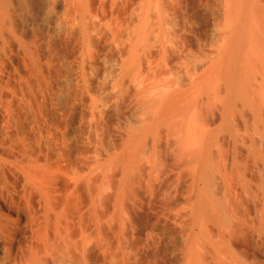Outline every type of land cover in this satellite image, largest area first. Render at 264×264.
<instances>
[{"label": "rangeland", "instance_id": "374dc122", "mask_svg": "<svg viewBox=\"0 0 264 264\" xmlns=\"http://www.w3.org/2000/svg\"><path fill=\"white\" fill-rule=\"evenodd\" d=\"M58 1L60 0H43V2L41 1V6L43 8H41V14H40L39 21L43 20V22L41 21L40 23H38L36 28L35 27L33 28V26H30L32 24H30L29 21H27L26 23L25 19H22L23 23L22 21L20 22V24H23L24 26L23 28V26L21 25L23 29L29 28V26L32 27L34 31V36L38 37L36 38L38 44L36 45V47H34L35 50L33 49L34 51H36L35 53L37 54L36 57H37L38 64L32 60L31 56L28 53H25L26 51L25 49H23L24 47L22 46L20 51H21V54L22 55L24 54V55L23 57L22 55L20 56L21 57L20 65H21L23 74L25 75V76L23 75L24 79L21 80V84H23L22 85L23 91L22 90L18 91V89L15 90L14 88L13 89L11 88L9 90V91H12L13 94H17L18 92H20L22 95L20 93L17 94L16 95L17 100L14 103L12 101H11L12 103L10 101H9L10 103L4 101L3 104H0V112L2 111L0 115H4L5 113H7L6 115H4V117L6 116L5 118L2 117L4 121L7 120L6 123L3 121L5 123L4 125L6 126L5 128L7 130V133L10 134V132L13 133V131L17 130L18 124L14 123L13 117L11 115H16V117L18 115V121L20 120L19 123L22 122L21 124L24 125L25 130H26V137L23 139L22 137H19L17 135L18 139L21 140L22 138L24 141L25 140L28 141L27 143L30 146H31L30 143L32 142L33 148L38 149L39 147L40 149L43 147L41 143L43 142V140H41L42 138L40 137V134H39L40 131L36 130L38 129L36 125V120H39L41 121V123L42 122L44 123L43 126L46 127L47 132L49 130V132L47 133V137H49L48 140L49 139L51 140L49 142L54 152L55 167H54L53 176L55 175L54 180L56 179L57 180L54 183H57V184H54L48 196H44L42 198H39L38 196L39 199H36L38 200V202L34 200L35 198L32 196V195H35L36 197L38 195V194L36 195L37 193L36 191H38L39 193V186H38L37 181L27 178L24 171L20 170L14 165L9 164L10 169L12 168L10 170L11 175L13 174L12 177L15 178V180L17 179L18 181L19 179L21 180L20 181L21 186L18 189L19 192L18 190H14V193L15 194L17 193L18 195L20 194V197L22 195V199L23 201L25 200V206L27 208L26 209L27 216H28L27 220L29 222L27 221L28 224L26 222L27 227L24 226L25 229H24V238H23L24 239L23 240L24 241L23 252L25 254L26 252L28 253V251L34 252V253H36V250L39 251V249H37L38 246L35 243L36 242L35 240L37 237L36 235L38 233H37V229L36 228L34 229V227L37 226V223L42 222L45 224L47 231L50 230L48 232L49 236L51 233H53V235L51 234V236L48 237V244H45L44 247L41 248L40 252L42 254L46 252L44 256L46 255V258H47V255H48V258L51 257L53 259V260L51 259L52 262H55L53 264H72V263L73 264L74 263L75 264H78V263L79 264H121V263L122 264H184L185 254H184V251L183 253L181 251V249L183 250L184 246L183 245L180 246V245L185 244L186 241H188L190 237L192 236L191 234L194 231H199L201 228L200 224L198 222L197 223L195 222L196 220L193 217V214H194L193 212H194V209L196 210L195 206H196V202L198 201L197 199L199 195L198 192H200V187H201L202 182H200V180H197L195 170H194L195 173H193L192 168L194 166H191V164L188 161H186L187 160L186 158L178 155L182 151H185L187 147L181 144L182 143L181 140H183L184 138L182 139V137L180 138L177 137V135H179L178 132L175 133L171 131L169 127H167L168 125L164 124L161 127H159V131L157 133L153 130L145 133V126L151 123L156 118V117L153 118V116L155 115L157 116V114H159L157 113L159 112L157 110H159L158 108L160 106L162 109V105L164 104L166 98H167L166 100L170 98L176 100L178 98L177 101L180 102L179 103L180 106L182 107L184 105L182 109H184V107L186 106L185 107L186 112L188 111L187 109H192L191 111L190 110L188 111L189 114L188 112L187 113L185 112V114L184 112L183 114H181L182 112H179L180 114L176 113L179 115L173 116L175 122H172V123L175 125L177 122V124L175 125L177 128L181 127L184 124L185 125L187 124V122L190 120L188 119L190 118L188 116L192 115L193 110H195L193 112V115H197L196 114L197 106L199 108L197 109L199 110L198 114H200V116L197 115V118L199 117L198 118L199 125H201L200 121L204 122L203 124L208 125V123L212 121L214 117L216 118L215 115L217 114H218L217 117L224 116L222 114L223 111L220 106V103L219 102L215 103L216 101L213 99L212 97L213 95L211 92H208L207 90L197 91L196 88H195L196 90H194V86H195L194 84H198L196 81L199 82L200 80H202L198 76L203 74L204 76L201 75L200 77L203 79L204 77L206 78V75L208 76L209 75L208 73H210L209 70H211V67L214 66L213 61L215 58L212 57V53L210 52H212L213 50H216L214 51L213 56L215 53L218 54V50L217 48H215L213 44L212 45L214 46L215 49L210 48L211 46L210 44L212 43L214 37L210 36L211 35L210 32H209L210 35L208 33L209 28H210L209 15H210V11L212 10V6L210 7L211 3H207V2H211V0L210 1L208 0L207 1L205 0H187V1L184 0V2L183 0H171V1L169 0H152V1L148 0L147 1L146 0V4L144 0L142 1L141 0H138V1L137 0H119V1L118 0L117 1L116 0L114 1L113 0H94V1L88 0L86 1L88 5H86L85 3V7H86L85 10L83 8L81 9L77 5V2L79 3V1L77 0H71V1L61 0L63 2V7L60 10H57L55 3L57 4ZM149 1H151V5L148 3ZM196 1H199V2L201 1V2L199 3ZM193 2L196 4V6L194 5ZM89 3L91 6L89 5ZM171 3L173 4L172 6H171ZM202 4L204 5L203 7H202ZM131 5H134V6H131ZM208 5L209 7L205 8ZM44 6L45 8L46 7L47 8L45 9ZM148 6H151V7H148ZM169 6L173 7L174 9L170 8ZM128 8L130 10H128ZM73 9L77 11H73ZM167 9L169 10V13H167L168 12ZM91 10H94V11L91 12ZM161 10L163 13L161 12ZM183 10H184V13H183ZM67 11H68L67 13L68 15L66 14ZM78 11L80 13H78ZM179 11L183 14H181ZM144 12L145 14H143ZM146 12H147V15H146ZM148 12L150 15L148 14ZM140 13L142 16L140 15ZM27 14L29 15V13ZM78 14L82 16L83 18L82 17L80 18ZM26 15L23 14V16L27 18L28 15L27 16ZM171 15H173V17ZM163 17L165 18V20L168 19L167 20L168 22H165L163 20ZM192 20L195 22H193ZM161 21L162 22L164 21L167 26L163 23L161 24ZM171 21L173 24L171 23ZM145 22H148V23L146 24ZM139 23L140 25L145 24L146 27H148L147 28L148 33H149L148 35L149 37H152V39L150 38L151 40L149 39V37H147L146 40H143V41L140 39L141 26L139 25ZM78 27H80L81 29ZM150 28L152 32L149 31ZM160 28H163V30ZM165 29H167V32L165 31ZM170 29L175 30V31H172V30L170 31ZM158 30L162 32L165 31L164 32L165 34L160 33V31L158 32ZM203 31L204 32L206 31V32L204 33ZM40 32L42 34H40ZM37 33H38V36L35 35ZM166 34L169 36H166ZM203 34L205 35V38ZM117 36L119 37L117 38ZM154 37H156L157 39ZM152 40L154 41L152 42ZM194 41H196V43ZM175 44L176 45L178 44L177 46L179 47H177ZM125 47H129V48H125ZM133 48H134V51H133ZM193 48H194V51H193ZM157 49L158 51H155ZM207 52H209L210 54ZM206 54H209V55H206ZM171 55L174 58H172ZM209 56H211L213 59H211L210 57L211 60H209L208 59ZM132 57L135 61V65L136 64L137 65L134 66L135 68L133 70H128V66L130 63L128 62V60H130ZM23 59L25 62L23 61ZM123 60L125 61L123 62ZM208 60L210 61L209 63L207 62ZM205 62H206V65L203 64ZM197 65H199V67H202V68L205 67L204 68L205 70L200 69L198 67V70H199L198 72V70H196ZM118 66L120 67V70ZM4 67L5 66H2L1 67L2 71L0 70V75L3 74L1 75V77L5 76L4 78H8V79L11 78V80H13V78L10 77L9 75L11 74V72H7V70ZM98 67L100 69H97ZM104 68L105 69L107 68V69L105 70ZM180 72L181 74H179ZM195 72L198 74L194 76ZM99 73L101 75L100 78L97 77ZM184 73L186 76L184 75ZM186 78L188 80H186ZM112 79L115 81H111ZM174 80H176V82ZM192 81L194 82V84L189 83ZM114 83L116 85H114ZM166 84L169 89L165 87ZM190 84H193L194 86ZM26 85L27 86L30 85V86L27 87ZM189 85L192 88H190V90L188 91V89L186 90L185 87L188 88ZM176 86L177 87L182 86V87H178L179 89L178 90ZM133 87L134 89L136 88L137 89L133 90ZM115 88H117L118 90ZM138 89L141 91L142 94L140 93ZM192 89L197 92L194 93ZM13 90H15L17 93ZM152 90L155 91V93ZM182 90L187 91V92L183 93ZM133 91L134 93H132ZM175 91L176 92L178 91L177 96H179L180 92H181L180 96H182L183 94L187 96L183 95L184 97L182 98H180V96L176 97ZM110 92L112 93V96ZM148 92H149V95H148ZM168 92L169 93L171 92V94H169ZM146 93L148 96L146 95ZM157 93L160 96H158ZM192 93L194 97L190 96L192 95ZM205 93L207 96L205 95ZM143 94L145 95V97L143 96ZM164 94L166 95L165 97H163ZM197 94H199L198 97H197ZM201 94H202V97H201ZM136 95H138V97ZM150 95L152 97L155 96L156 98L155 97L152 98ZM168 95L170 98L168 97ZM208 95H210V97ZM189 97L191 98L189 99ZM192 98H193V102L191 101L192 103L191 105L193 107H195L194 105H196V109L190 106L189 104L190 103L189 100H192ZM161 99H164L163 100L164 102H162ZM181 99H182V102L180 101ZM198 99L200 100V102H198L199 101ZM204 99H206V101ZM26 100H28V102ZM154 100L155 101L157 100L156 103L154 102ZM194 100L195 102H197V104H195ZM212 100H214V102ZM184 101H187L186 103L189 106ZM151 103L152 104L154 103V105H152ZM7 104L9 107L7 106ZM139 105H141L142 108ZM3 106L4 107L6 106V107L4 108ZM9 108H10V111H9ZM219 113L222 115H220ZM182 115H185L184 116L185 119H183L184 117ZM30 116H32V118ZM239 116L238 115L236 116L237 122L238 124L241 123L240 125H242V122L240 120L242 118L240 116V119H238ZM23 117L24 119H22ZM26 117L27 118L29 117V119H27ZM141 117L144 120H142ZM186 117L188 118L186 119ZM44 120L47 121V123ZM132 120L134 122L136 121L137 124L133 123ZM183 121L185 122L183 123ZM28 123L29 125L26 126V124ZM179 123L181 124L180 126H178ZM202 125L201 127H203ZM209 125L208 127L204 126V129H206V131H208L210 127L213 130L211 132L210 131L208 132L212 134L214 132V134L216 135L219 134V136H216L218 142L216 143V140H215L214 146L216 147V149L214 147L213 152H214L215 157H213V160H214V165H215L214 168L218 171V172L216 171L214 172V173H218L217 175L214 174L215 175L214 177L217 176L215 178V181L217 182H215L214 184L217 187H214V188L220 189L221 191L215 190V192L219 191V193H217L218 196L223 192L219 196L220 198L221 197H223V199L226 198L224 196L229 197L227 200H225L226 203L227 201L229 202L226 204L228 206L230 205L232 206L236 202H238V200L236 199H239L238 203L241 204L240 199L242 196L241 194L242 192L240 193V187H237V185H239L238 180L234 176L233 177L234 182H233V178L231 177L233 176V174L229 175L230 174L229 171L231 168L230 165H232V162L230 161L231 160L233 161L234 156L236 155L240 157V159L242 158L243 160V161L241 160L242 163L244 164L246 163L245 167L247 168V172L252 175L257 174L256 172L258 171L257 170L258 168L257 166L254 167L256 163L249 156L248 157L241 156L239 152H235L234 150L233 152L232 151L233 143L229 139L230 136L221 130H217L219 129V127H217L216 125L215 126L217 127V129H215L216 127L211 125L210 123ZM167 128L168 130H166ZM31 130H34V131H31ZM129 130H132V132ZM142 130H144V133L141 136L135 138L137 134L140 135L142 133ZM169 132L170 134L172 133V135H175L176 137L173 138V136L170 135ZM161 133H163L164 136ZM9 134H7L6 136L8 137ZM222 134L226 136V139H221V138H225V136ZM50 135L52 136L50 137ZM177 138L180 139L179 140L180 142L176 141L178 140ZM172 139H175V141ZM151 140H152V143H150ZM226 140L227 141L229 140L228 143L231 142L232 144L229 143L227 145ZM29 141L31 142L29 143ZM34 141L36 142L34 143ZM173 141L176 143L173 144ZM219 141L220 142L223 141L222 144ZM180 144L182 146H180ZM183 144H186V143L183 142ZM138 145H141L142 148L136 153L135 158H134L133 173H132L133 177L131 176V179H129L128 182H124V179H123V168L125 167L124 161L126 160L127 155H130L133 152L134 147ZM55 146H56V149H55ZM179 147H182V148L185 147V148L183 150L181 149V152H180ZM211 147H213V145ZM170 148H172V150ZM176 148L179 150L178 151L179 153H176L175 151L177 150ZM224 149L225 151H223ZM154 150H156V154H157L156 156L153 155L155 154V152H152ZM216 153H222L224 157H221L222 156L221 154L216 155ZM229 155H230V158H232L231 156L234 155L233 159L229 160L230 159ZM170 156L171 158H169ZM217 157L219 159L220 157L225 160L228 159L226 161L227 163H225V161H223L222 159L221 161L218 160ZM151 158H152V161L155 159L154 163L150 161ZM116 160L118 161L119 165L117 164ZM217 160L218 162H216ZM141 161L142 162L145 161V162L142 163ZM184 161H186L187 163ZM220 162H221L220 164L221 166H218V163ZM155 163H156V166H154ZM158 163H161V164L158 165ZM224 163L225 165H223ZM222 165L224 167H222ZM218 169H222V172L224 173H226L227 171L226 169H229L227 171L228 175H226L227 173L225 174L226 176L229 177V179L228 177L223 175L224 173L221 174V171ZM251 170L252 171L254 170L256 174H254V172L252 173ZM153 171L155 172L153 173ZM140 174L141 175L143 174V175L141 176ZM222 175L224 176V178H226V180L223 178ZM23 177L24 179H22ZM132 178H135V179H132ZM149 179L151 181H149ZM222 179L225 180L224 182H227V180L229 181L227 183H224L222 182L223 181ZM22 182L25 185L26 184L27 185L25 186ZM221 182L225 185H221L222 184ZM229 182L230 184H232V182L233 184L237 183L236 185L232 186V188H235L234 190L232 188L230 189ZM228 185H229V188L227 187L228 188L227 189L225 186H228ZM236 187L238 190L236 189ZM128 188L130 189V191ZM226 190L227 191L230 190V192L232 191L233 194L231 193V196L228 195ZM235 190H237L236 192L241 194L239 197H238L239 195L238 193L235 194L236 193ZM24 194L26 195L24 196ZM27 194L29 195V197ZM232 195H234L235 198L237 196V198L232 199V197H234ZM122 197L123 199H121ZM245 197L247 196H244V199ZM51 199L54 200V203L56 204L57 208L55 207V205H51V204H54L53 202L51 203L52 201ZM223 199L222 201L225 203ZM231 199H232L231 201L232 203L229 201ZM234 200H236V202ZM39 203H40L39 206L41 207L37 206ZM61 203L63 205H61ZM28 204L32 206H29ZM11 206H13V204H11ZM14 207L16 208V205ZM35 207L36 209H33ZM232 207L234 208V206ZM232 207H229V210L233 212L234 209ZM240 207L246 210V206L243 205L242 207V204H241ZM43 208H45V210H43ZM244 209H242L241 211H243ZM51 212H53L54 215ZM64 215L66 216L65 218H64ZM34 218L36 219V221H34L35 220ZM80 218H82V220ZM31 220L32 222H30ZM50 222L52 225L50 224ZM53 224L55 225L53 226ZM27 228L30 231H28ZM55 228L57 231H55ZM187 231L189 232V234H186ZM90 233H91V236H90ZM56 235H58V237ZM235 235L236 234L232 235L234 239L236 238L235 241H242L241 238H238L240 236H235ZM181 236H183V238ZM31 238H35V239H31ZM185 238L187 239L189 238V239L187 240ZM72 241H73L72 245L71 243H68ZM25 242H27L28 244ZM65 244L66 245L68 244V245L66 246ZM30 245L32 247H30ZM179 246L181 248H179ZM43 248L45 249L43 250ZM66 249L67 251H69V253L66 252ZM181 253L184 255H181ZM179 257L180 258L183 257L181 261H178L180 260ZM124 260L125 262H123ZM69 261H71V263ZM232 262L230 261V263ZM234 264L236 263L234 262ZM262 264H264V262Z\"/></svg>", "mask_w": 264, "mask_h": 264}, {"label": "bare ground", "instance_id": "6f19581e", "mask_svg": "<svg viewBox=\"0 0 264 264\" xmlns=\"http://www.w3.org/2000/svg\"><path fill=\"white\" fill-rule=\"evenodd\" d=\"M41 1L43 2V0H0V70L2 69V66H5L4 68L7 70V72H11L10 77L13 78V80H11V78H4L5 76H2L3 74L0 75V104H3V102H15L17 100L16 95L19 94L20 92H16L15 90L18 89V91L22 90V85L21 84V80L24 79L23 77V71L21 69V65H20V59H21V47L23 46L25 49V53H28L32 60L35 61L38 64L37 61V57H36V51L34 47H36L37 40L36 36H34V31L32 29L38 25V23H40L41 21L43 22V20H40V14H41V8H43L41 6ZM69 1V0H68ZM71 1V0H70ZM79 1V3L77 2V5L82 9H86L85 7V3L88 0H77ZM94 1V0H93ZM114 1V0H113ZM117 1V0H116ZM119 1V0H118ZM138 1V0H137ZM142 1V0H141ZM145 4H146V0ZM148 1V0H147ZM152 1V0H151ZM151 1H149L148 3L151 5ZM171 1V0H169ZM168 1V2H169ZM187 1V0H186ZM207 1V0H205ZM204 1V2H205ZM210 1V0H208ZM45 2V1H44ZM48 2V1H47ZM54 2V1H53ZM56 2V1H55ZM76 2V1H75ZM154 2V1H153ZM162 2V1H161ZM165 2V1H164ZM174 2V1H173ZM184 2V0H183ZM182 2V3H183ZM199 2V1H196ZM201 2V1H200ZM199 2V3H200ZM50 3V2H49ZM114 3V2H113ZM135 3V1H134ZM137 3V2H136ZM156 3V2H155ZM163 3V2H162ZM186 3V2H185ZM189 3V2H188ZM194 3V2H193ZM198 3V4H199ZM206 3V2H205ZM207 3H211L210 7L212 6V12L210 10V28H209V35L213 36V41L210 44V48H217L218 50V54H214L213 50L212 52V57L215 58L214 59V66L211 67L210 73H208L209 75H206V78L204 77L201 78L200 76L203 75L201 74L200 76H198L200 79L199 82L196 81L198 84H194V82H189V83H193L190 84L192 86H194V90L197 89V91L199 90H207L208 92L212 93V97L213 99L216 101L215 103L219 102L220 106L222 108L223 111V117H214L212 119V121H210L209 123L213 126H217L219 127V129H217V127L215 129L217 130H221L225 133H227L230 137L229 139L231 140L232 144V151L234 150L235 152H239V154L241 156H245V157H251L252 160L256 163L253 164L255 165L254 167L257 166V174L254 172V170L252 171V173L254 172V174L256 175H252L250 173L247 172V168L245 167V164L242 163V158L240 159V157H238L237 155L234 156V160L232 161L231 159H233V156H231L232 158H230L229 155V160H231L230 162H232L230 171H229V175L233 174V176H231L232 178L235 176V178L238 180L239 185H237V187H240V193L242 194L241 199H240V203L246 206V210L244 208H241V204H239V199H236L234 195V197H232V199H236L238 200V202H236V200H234L236 203L232 206H234V208L230 205L232 202V199L229 200L231 203L229 204L230 206L226 205L227 203H229L225 200H227L229 197L228 196H224L226 198L223 199V197H221L225 203L222 201V199L217 195L218 192H215V190H220L214 187H217L215 184V175L214 174H218V173H214L215 171L218 172L214 167V160L213 157L214 156V145H215V140L216 143L217 141V137L219 136L212 133H210L213 129H211L212 127H209L210 132L206 131V129H204V126L208 127V125L203 124L204 122H201V125L203 127H201V125H199L198 121H199V117L197 118V115L200 116V114H198L197 109H196V105H194L195 107H193L191 104V101L193 102V98L190 101V106H192L193 108L196 109V114L197 115H193V112L195 110L192 111V115L188 116L189 114V110L191 111L192 109H187L188 114L187 116L190 117H186V119H190L187 124L182 125L181 127H176L172 122H175L174 120V115H179V112H182L181 114H185L186 110L185 107L184 109H182V107L184 106H180V102L177 101V99H171L168 95V97L170 99L166 100L165 102L163 101L164 99H161L162 102H164V104L162 105V109L161 106L158 108L159 114H157V116H153V118H155L151 123L147 124L145 126V133L153 130L156 133L159 131V127H161L164 124H167L169 127V129L175 133L178 132L179 135H177V137H182L183 140L182 141V145L187 146L189 148L186 147L185 151L181 152V149L183 150L184 148L179 147L180 149V156L186 158L191 166H194L193 169V173H195L196 171V178L197 180H200V182H202L201 187H200V192H198V201L196 202V210L194 209V214L193 217L196 220L195 222L200 224V230L199 231H194L190 237V239L188 241H186L185 244H181L180 246H184L183 250L181 249L182 253L184 251L185 254V259H184V264H234V262L236 264H260L261 262H264V0H211V2H207ZM44 4V3H42ZM47 4V3H46ZM68 4V3H67ZM74 4V3H73ZM93 4V3H92ZM159 4V3H158ZM51 5V4H50ZM75 5V4H74ZM86 5H88L86 3ZM90 5V3H89ZM136 5V4H134ZM131 5V6H134ZM142 5V4H141ZM144 5V4H143ZM157 5V4H156ZM162 5V4H161ZM173 4L171 3V6ZM194 5L196 6V4L194 3ZM48 6V5H47ZM54 6V5H53ZM56 9L60 10L63 7V2L60 0L58 1V3L56 4ZM71 6V5H70ZM91 6V5H90ZM153 6V4H152ZM165 6V5H164ZM179 6V5H178ZM177 6V7H178ZM187 6V5H186ZM204 5L202 4V7ZM77 7V6H76ZM136 7V6H135ZM146 7V6H145ZM151 7V6H148ZM155 7V6H154ZM163 7V6H162ZM166 7V6H165ZM170 7V6H169ZM168 7V8H169ZM185 7V6H184ZM201 7V5H200ZM209 7L206 6L205 8ZM45 8V6H44ZM47 8V7H46ZM45 8V9H46ZM54 8V7H53ZM79 8V10H80ZM131 8V7H130ZM133 8V7H132ZM141 8V6H140ZM147 8V7H146ZM153 8V7H152ZM173 8V7H170ZM180 8V7H179ZM178 8V9H179ZM55 9V8H54ZM92 9V8H91ZM159 9V8H158ZM163 9V8H162ZM174 9V8H173ZM176 9V8H175ZM210 9V8H208ZM44 10V9H43ZM51 10V8H50ZM66 10V9H65ZM83 10V11H84ZM128 10H130L128 8ZM151 10V8H150ZM188 10V9H187ZM49 11V10H48ZM56 11V10H55ZM73 11H77L74 10ZM94 10H91V12ZM145 11V10H144ZM167 13H169V10L167 9ZM207 11V10H205ZM44 12V11H43ZM54 12V11H53ZM154 12V11H153ZM162 12V10H161ZM174 12V10H173ZM180 12V11H179ZM29 13V15L27 16L26 14ZM45 13V12H44ZM48 13V12H47ZM51 13V12H49ZM68 13V11L66 12V14ZM78 13H80L78 11ZM85 13V12H83ZM139 13V12H138ZM142 13V11H141ZM140 13V15H141ZM158 13V12H157ZM163 13V12H162ZM166 13V11H165ZM181 13V12H180ZM184 13V10H183ZM181 13V14H183ZM26 15L27 18L25 16ZM54 14V13H53ZM70 14V13H69ZM72 14V13H71ZM74 14V12H73ZM92 14V13H91ZM145 14V12L143 13ZM149 14V12H148ZM172 14V13H170ZM175 14V13H174ZM59 15V14H58ZM68 15V14H67ZM79 15V14H78ZM89 15V14H88ZM147 15V12H146ZM145 15V16H146ZM150 15V14H149ZM154 15V14H153ZM165 15V14H164ZM167 15V14H166ZM48 16V15H47ZM46 16V17H47ZM54 16V15H53ZM75 16V15H74ZM80 16V15H79ZM142 16V15H141ZM144 16V17H145ZM170 16V15H168ZM173 17V15H171ZM181 16V15H180ZM57 17V16H56ZM59 17V16H58ZM82 16H80L81 18ZM158 17V16H157ZM190 17V16H189ZM203 17V16H202ZM206 17V16H205ZM44 18V17H43ZM83 18V17H82ZM150 18V17H149ZM155 18V17H153ZM162 18V17H161ZM171 18V17H170ZM20 19V20H19ZM22 19H25V22L27 23V21H29L30 24L32 25H28L29 28H24L23 24H20V22L22 21ZM50 19V17H49ZM59 19V18H58ZM137 19V18H136ZM143 19V18H142ZM167 19V17H166ZM173 19V18H172ZM184 19V18H183ZM189 19V18H188ZM45 20V19H44ZM79 20V18H78ZM77 20V21H78ZM88 20V19H87ZM135 20V19H134ZM138 20V19H137ZM152 20V19H151ZM156 20V19H155ZM154 20V21H155ZM163 20L165 22H168L167 20H165V18L163 17ZM187 20V19H186ZM191 20V19H190ZM81 21V19H80ZM79 21V22H80ZM146 21V20H145ZM149 21V20H148ZM161 21V24H165V22ZM180 21V20H179ZM183 21V20H182ZM193 21V20H192ZM51 22V21H50ZM83 22V21H82ZM176 22V20H175ZM174 22V24H175ZM178 22V21H177ZM195 22V21H193ZM23 23V21H22ZM88 23V22H86ZM146 24L148 22H145ZM153 23V22H152ZM156 23V22H155ZM154 23V24H155ZM160 23V22H159ZM170 23V22H169ZM172 23V21H171ZM200 23V22H199ZM78 24V23H76ZM132 24V23H131ZM142 24V22H141ZM173 24V23H172ZM178 24V23H177ZM190 24V23H189ZM21 25L23 26V28L21 27ZM45 25V24H44ZM81 25V24H80ZM134 25V24H133ZM140 25V23H139ZM137 25V26H139ZM166 25V24H165ZM194 25V24H193ZM208 25V24H206ZM27 26V27H28ZM41 26V25H40ZM47 26V25H46ZM135 26V25H134ZM141 26V34H140V39L146 40L147 37H149V33H148V27H146L145 24L140 25ZM167 26V25H166ZM169 26V25H168ZM43 27V26H42ZM41 27V28H42ZM53 27V26H52ZM133 27V26H132ZM154 27V26H153ZM163 27V26H162ZM173 27V26H171ZM183 27V26H182ZM22 28V29H21ZM39 28V27H38ZM51 28V27H50ZM80 28V27H78ZM83 28V27H82ZM87 28V27H86ZM156 28V27H155ZM166 28V27H165ZM181 28V27H180ZM188 28V27H187ZM186 28V29H187ZM81 29V28H80ZM138 29V28H137ZM139 29V30H140ZM163 30V28H160ZM179 29V28H178ZM172 29H170L171 31ZM181 30V29H180ZM179 30V31H180ZM42 31V30H41ZM49 31V30H48ZM53 31V30H52ZM86 31V30H85ZM138 31V30H137ZM151 31V28L149 30ZM160 30H158L159 32ZM165 31L167 32V29H165ZM164 31V32H165ZM175 31V30H172ZM182 31V30H181ZM186 31V30H185ZM164 32L160 31V33L165 34ZM169 32V30H168ZM183 32V31H182ZM204 32V31H203ZM206 32V31H205ZM204 32V33H205ZM36 33V32H35ZM81 33V32H80ZM139 33V32H138ZM156 33V32H155ZM159 33V35H160ZM176 33V32H174ZM173 33V34H174ZM40 34H42L40 32ZM84 34V33H82ZM90 34V33H89ZM151 34V33H150ZM168 34V33H167ZM166 36H169L167 35ZM172 34V33H171ZM181 34V33H180ZM38 36V33L35 34ZM80 35V34H79ZM86 35V34H85ZM136 35V34H135ZM134 35V36H135ZM158 35V34H156ZM162 35V34H161ZM204 35V34H203ZM208 35V37H209ZM40 36V35H39ZM165 36V35H163ZM119 36H117L118 38ZM121 37V36H120ZM159 37V36H158ZM173 37V36H172ZM171 37V38H172ZM179 37V36H178ZM207 37V36H206ZM81 38V37H80ZM152 39V37H149V39ZM156 38V37H154ZM163 38V37H162ZM166 38V37H165ZM168 38V37H167ZM205 38V35H204ZM40 39V38H39ZM121 39V38H119ZM118 39V40H119ZM150 39V40H151ZM157 39V38H156ZM154 39V40H156ZM180 39V38H179ZM178 39V40H179ZM208 39V38H206ZM19 40V41H18ZM42 40V39H41ZM93 40V39H92ZM140 40V41H141ZM152 40V42L154 41ZM159 40V38H158ZM176 40V39H175ZM185 41V40H184ZM205 41V40H204ZM211 41V40H210ZM40 42V41H39ZM175 42V41H174ZM196 43V41H194ZM204 43V42H203ZM93 44V43H92ZM205 44V43H204ZM203 44V45H204ZM214 46H213V45ZM41 45V43H40ZM129 45V44H128ZM176 45V44H175ZM178 45V44H177ZM176 45V46H177ZM187 45V44H186ZM194 45V44H193ZM39 46V45H38ZM188 46V45H187ZM33 47V48H32ZM136 47V46H135ZM155 47V46H154ZM158 47V45H157ZM169 47V46H168ZM179 47V46H177ZM199 47V46H198ZM201 47V46H200ZM40 48V47H39ZM125 48H129V47H125ZM140 48V47H139ZM189 48V47H188ZM202 48V47H201ZM214 48V49H215ZM34 49V50H33ZM41 49V48H40ZM209 49V48H208ZM207 49V50H208ZM170 50V49H169ZM187 50V49H186ZM206 50V51H207ZM88 51V50H87ZM124 51V50H123ZM126 51V49H125ZM134 51V48H133ZM139 51V50H138ZM153 51V50H152ZM155 51H158L155 50ZM194 51V48H193ZM196 51V49H195ZM201 51V50H200ZM154 52V51H153ZM152 52V53H153ZM174 52V51H173ZM207 52V53H209ZM39 53V52H38ZM126 53V52H125ZM139 53V52H138ZM148 53V52H147ZM146 53V54H147ZM156 53V52H155ZM170 53V52H169ZM196 53V52H194ZM199 53V52H198ZM209 53V54H210ZM41 54V53H40ZM127 54V53H126ZM125 54V55H126ZM151 54V53H150ZM157 54V53H156ZM172 54V53H171ZM187 54V52H186ZM206 54V55H209ZM24 55V54H23ZM22 55V57H23ZM124 55V56H125ZM154 55V54H153ZM196 55V54H195ZM217 55V56H216ZM123 56V55H122ZM27 57V56H26ZM25 57V58H26ZM114 57V56H113ZM130 57V56H129ZM158 57V56H157ZM168 57V56H167ZM172 57V55H171ZM180 57V56H179ZM183 57V56H182ZM193 57V56H192ZM198 57V55H197ZM209 56V60L213 59ZM24 58V59H25ZM120 58V57H119ZM153 58V57H152ZM151 58V59H152ZM174 58V57H172ZM181 58V57H180ZM185 58V56H184ZM189 58V57H188ZM23 59V61H24ZM29 59V58H28ZM101 59V58H100ZM113 59V58H112ZM197 59V58H196ZM205 59V57H204ZM191 60V59H190ZM207 61L208 63L210 61ZM116 61V60H114ZM125 60H123L124 62ZM169 61V60H168ZM171 61V60H170ZM174 61V60H173ZM180 61V60H179ZM186 61V60H185ZM25 62V61H24ZM28 62V61H27ZM40 62V61H39ZM119 62V61H117ZM129 66H128V70H133L136 66L135 65V61L133 59V57L128 60ZM162 62V61H161ZM140 63V62H139ZM207 63V64H208ZM3 64V65H2ZM23 64V63H22ZM95 64V63H94ZM98 64V63H97ZM116 64V63H115ZM119 64V63H118ZM142 64V63H141ZM195 64V63H194ZM206 65V62L203 63ZM201 64V65H203ZM211 64V63H210ZM32 65V64H31ZM40 65V64H39ZM167 65V63H166ZM213 65V64H212ZM211 65V66H212ZM98 66V65H97ZM104 66V65H103ZM102 66V67H103ZM124 66V65H123ZM139 66V64H138ZM137 66V67H138ZM107 67V66H106ZM119 67V66H118ZM182 67V66H181ZM199 65H197V69L198 70ZM208 67V65H207ZM210 67V65H209ZM96 68V66H95ZM140 68V67H139ZM142 68V66H141ZM200 69H204L202 67H199ZM97 69H100L99 67ZM105 69V68H104ZM107 69V68H106ZM105 69V70H106ZM194 69V68H193ZM120 70V67H119ZM192 70V69H191ZM205 70V69H204ZM2 71V70H1ZM25 71V70H24ZM104 71V70H103ZM140 71V70H139ZM177 71V70H176ZM175 71V72H176ZM207 71V70H206ZM205 71V73H206ZM105 72V71H104ZM103 72V73H104ZM119 72V71H118ZM174 72V71H173ZM183 72V71H182ZM191 72V71H190ZM199 72V70H198ZM208 72V71H207ZM5 73V72H4ZM98 73V71H97ZM102 73V71H101ZM202 73V72H200ZM39 74V73H38ZM121 74V73H120ZM174 74V73H173ZM181 74V72L179 73ZM198 74V73H194V76ZM7 75V74H6ZM8 75V76H9ZM13 75V76H12ZM97 75V74H96ZM138 75V74H137ZM185 75V73H184ZM189 75V74H188ZM25 76V75H24ZM36 76V75H35ZM100 73L98 74V78H100ZM120 76V75H119ZM133 76V75H132ZM183 76V75H182ZM180 76V77H182ZM186 76V75H185ZM204 76V75H203ZM39 77V76H38ZM111 77V76H110ZM114 77V76H113ZM112 77V78H113ZM27 78V77H26ZM36 78V77H35ZM94 78V77H93ZM103 78V77H102ZM101 78V79H102ZM185 78V77H184ZM130 79V78H129ZM28 80V79H27ZM131 80V79H130ZM186 80H188L186 78ZM195 80V79H194ZM26 81V79H25ZM99 81V80H98ZM111 81H115V80H111ZM176 82V80H174ZM97 82V81H95ZM125 82V81H124ZM129 82V81H128ZM172 82V80H171ZM107 83V82H106ZM121 83V82H120ZM178 83V82H177ZM182 83V82H181ZM110 84V83H109ZM169 84V83H168ZM184 84V83H183ZM181 84V85H183ZM31 85V83H30ZM29 85V86H30ZM108 85V84H107ZM114 85H116L114 83ZM127 85V84H125ZM139 85V84H138ZM137 85V86H138ZM165 85V84H164ZM177 85V84H175ZM174 85V86H175ZM189 85V87H185L186 90L188 89V91L190 90V88H192ZM27 86V85H26ZM27 86V87H29ZM141 86V84H140ZM173 86V85H172ZM185 86V85H184ZM25 87V86H24ZM34 87V86H33ZM113 87V86H111ZM155 87V86H154ZM160 87V86H159ZM166 88H168L167 84L165 86ZM177 87V86H176ZM178 87H182V86H178ZM177 87V89H178ZM15 89L13 91H15L17 94H13L12 91H9L10 89ZM110 88V87H109ZM171 88V87H170ZM196 88V89H195ZM30 89V88H29ZM117 89V88H115ZM122 89V88H121ZM137 89V88H136ZM133 87V90H136ZM148 89V88H147ZM161 89V88H160ZM164 89V88H163ZM169 89V88H168ZM175 89V88H174ZM173 89V90H174ZM181 89V88H180ZM28 90V89H27ZM105 90V89H104ZM107 90V89H106ZM118 90V89H117ZM120 90V88H119ZM128 90V89H127ZM139 90V89H138ZM172 90V89H171ZM179 90V89H178ZM193 90V89H192ZM193 90V91H194ZM23 91V90H22ZM31 91V90H30ZM140 91V90H139ZM147 91V90H145ZM153 91V90H152ZM159 91V90H158ZM169 91V90H168ZM183 91V90H182ZM197 91H194L197 92ZM12 92V94H11ZM14 92V93H15ZM27 92V91H26ZM33 92V91H32ZM114 92V91H113ZM127 92V91H126ZM150 92V91H149ZM148 92V95H149ZM155 93V91H153ZM162 92V91H161ZM165 92V91H163ZM176 92V91H175ZM178 92V91H177ZM176 94V97H179L181 95V92L179 94V96H177L178 93ZM187 92V91H183ZM202 92V91H201ZM204 92V91H203ZM105 93V92H104ZM111 93V92H110ZM134 93V91L132 92ZM141 93V91H140ZM167 93V92H166ZM169 93V92H168ZM182 93V94H183ZM21 94V93H20ZM108 94V93H107ZM121 94V93H120ZM137 94V93H135ZM139 94V92H138ZM142 94V93H141ZM162 94V93H160ZM171 94V92L169 93ZM200 94V93H199ZM197 94V97L198 95ZM210 94V93H209ZM22 95V94H21ZM147 95V93H146ZM147 95V96H148ZM158 96H160L157 93ZM174 95V93H173ZM184 95V94H183ZM180 96V98L187 96ZM189 95V94H188ZM206 95V93H205ZM24 96V95H23ZM28 96V95H27ZM30 96V95H29ZM112 96V93H111ZM138 97V95H136ZM142 96V95H141ZM143 96L145 97V95L143 94ZM151 96V95H150ZM166 95L164 94L163 97H165ZM193 96V93L192 95ZM207 96V95H206ZM205 96V97H206ZM210 97V95H208ZM116 97V96H115ZM152 97V96H151ZM150 97V99H151ZM155 97V96H153ZM152 97V98H153ZM175 97V98H176ZM196 97V98H197ZM200 97V96H199ZM202 97V94H201ZM204 97V96H203ZM211 97V98H212ZM22 98V97H21ZM34 98V97H33ZM117 98V97H116ZM147 98V97H146ZM156 98V97H155ZM174 98V97H172ZM191 97H189L190 99ZM29 99V98H28ZM32 99V98H31ZM112 99V98H111ZM186 99V98H185ZM203 99V98H201ZM21 100V99H20ZM30 100V99H29ZM147 100V99H146ZM158 100V98H157ZM156 100V101H157ZM199 100V99H198ZM206 101V99H204ZM209 100V99H208ZM214 100H212L214 102ZM28 102V100H26ZM112 101V100H111ZM142 101V100H141ZM145 101V99H144ZM156 101L154 100V102L156 103ZM182 102V99L180 100ZM197 101V100H196ZM9 102V103H10ZM11 102V103H12ZM19 102V101H18ZM24 102V100H23ZM110 102V101H108ZM185 103L187 101H184ZM195 102V100H194ZM200 102V100L198 101ZM211 102V101H210ZM35 103V102H33ZM214 103V104H215ZM218 103V104H219ZM137 104V102H136ZM148 104V103H147ZM152 104V103H151ZM158 104V103H157ZM187 104V103H186ZM185 104V105H186ZM195 104H197V102H195ZM25 105V103H24ZM145 105V104H144ZM154 105V103L152 104ZM188 105V104H187ZM201 105V104H200ZM8 106V104H7ZM11 106V105H10ZM141 106V105H139ZM138 106V107H139ZM158 106V105H157ZM189 106V105H188ZM219 106V105H218ZM4 107V106H3ZM6 107V106H5ZM4 107V108H5ZM9 107V106H8ZM200 107V106H199ZM14 108V107H13ZM142 108V106H141ZM149 108V107H148ZM156 108V107H155ZM15 109V108H14ZM220 109V108H219ZM4 110V109H2ZM10 111V108H9ZM146 111V110H144ZM148 111V110H147ZM155 111V109H154ZM201 111V110H200ZM186 112V113H187ZM2 113V111L0 112ZM146 113V112H145ZM152 113V112H151ZM154 113V112H153ZM179 113V114H176ZM210 113V112H209ZM7 113H5L4 115H6ZM10 114V113H9ZM147 114V113H146ZM191 114V113H190ZM216 114V113H215ZM220 114V113H219ZM220 114V115H222ZM4 115H0V264H53L55 262H52V258L49 257L47 255L44 256V254L46 253H41L40 250L42 247H44L45 244H48V237L51 236V234L53 235V233L50 234L49 236V231H47V228L45 226L44 223L40 222L37 223V226L34 227V229H37V237H36V244L38 246L36 250V253L34 252H29L26 254H24L23 252V245H24V226H26L28 224V216H27V212H26V206H25V200L23 201L22 199V195L20 197V194L18 195L17 193H14V190H18L20 185V179L19 181L15 178H13V174L11 175V169L9 167V164L16 166L17 168H19L20 170L25 172V175L27 178L37 181L38 186H39V193L38 191H36V197L35 195H32L36 200L39 198H42L44 196H48L51 188L54 186V183L56 180H54V176H53V172H54V163H55V159H54V152L51 148V144L49 141H51L50 139L48 140L49 137H47V129L46 127H44V123L39 120H36V125L38 127V129L40 131V137L42 138L41 140H43V142H41L39 139V141L42 143L43 147L39 149H35L32 147V142L29 141V143L31 144V146L27 143L28 141H24L23 139L26 137V130L23 124L19 123L18 121V115L16 117V115H11L13 117L14 123L18 124V128L16 131H13L15 129H13V133L10 132L7 133L6 130V126L4 125L6 123V121H4V119L2 117H4ZM219 115V116H220ZM240 115L238 117V119L241 120L242 125L238 124L237 122V118L236 116ZM246 115V116H245ZM43 116V115H42ZM49 116V115H48ZM53 116V115H52ZM147 116V115H146ZM145 116V117H146ZM172 116V118H171ZM183 117L185 115H182ZM204 116V115H203ZM202 116V117H203ZM243 116V117H242ZM6 117V116H5ZM4 117V118H5ZM11 117V118H12ZM32 118V116H30ZM179 117V116H177ZM182 117V118H183ZM27 118V117H26ZM34 118V117H33ZM43 118V117H42ZM53 118V117H51ZM142 118V117H141ZM152 118V117H151ZM209 118V117H208ZM24 119V117L22 118ZM29 119V117L27 118ZM39 119V117H38ZM47 119V118H46ZM49 119V118H48ZM173 119V121H172ZM177 119V118H176ZM185 119V117L183 118ZM211 119V118H210ZM12 120V119H11ZM12 120V121H13ZM50 120V119H49ZM137 120V119H135ZM142 120H144L142 118ZM141 120V121H142ZM201 120V119H200ZM239 120V121H240ZM5 123H4V122ZM9 121V120H8ZM27 121V120H26ZM45 121V120H44ZM53 121V119H52ZM133 121V120H132ZM146 121V120H145ZM204 121V120H203ZM208 121V120H207ZM28 122V121H27ZM47 123V121H45ZM56 122V121H55ZM180 122V121H179ZM185 121H183L184 123ZM13 123V122H12ZM24 123V122H23ZM30 123V121H29ZM26 124L27 125H29ZM133 123L137 122L133 121ZM181 123V122H180ZM179 123L178 126H180L181 124ZM182 123V124H183ZM9 124V123H8ZM11 124V123H10ZM132 124V123H131ZM139 124V123H138ZM55 125V123H54ZM34 126V125H32ZM47 126V125H46ZM36 127V128H37ZM48 127V126H47ZM51 127V126H50ZM142 127V126H141ZM166 127V126H165ZM214 128V127H213ZM27 129V128H26ZM131 129V128H129ZM9 130V129H8ZM55 130V129H54ZM168 130V128L166 129ZM34 131V130H31ZM132 132V130H129ZM170 131V132H171ZM169 132V134H170ZM37 133V131H36ZM35 133V134H36ZM51 133V132H50ZM55 133V132H54ZM144 133V130H142V133L139 135L137 134L135 136V138L141 136ZM164 133V132H163ZM163 133H161L163 135ZM9 134V136L7 137L6 135ZM34 134V135H35ZM167 134V133H166ZM165 134V135H166ZM168 134V135H169ZM17 135L19 137H22L21 140L18 139ZM38 135V134H37ZM161 135V136H162ZM172 135V133L170 134ZM224 135V134H222ZM29 136V135H28ZM49 136V135H48ZM52 135H50L51 137ZM155 136V134H154ZM164 136V135H163ZM173 138L176 137L175 135H172ZM225 136V135H224ZM151 137V136H150ZM31 138V137H30ZM29 138V139H30ZM127 138V137H126ZM129 138V137H128ZM165 138V137H164ZM168 138V137H167ZM177 138L179 141L180 139ZM36 139V138H35ZM34 139V140H35ZM163 139V138H161ZM176 139V138H175ZM175 139H172L175 141ZM221 139H226L225 138H221ZM228 139V137H227ZM23 140V141H22ZM54 140V139H53ZM173 141V144L176 143ZM227 141V140H226ZM229 141V140H228ZM227 141V145L229 144ZM36 141H34L35 143ZM150 142V141H149ZM161 142V141H160ZM163 142V141H162ZM172 142V141H171ZM180 142V141H179ZM186 143V144H183ZM220 142V141H219ZM223 142V141H222ZM222 142H220L222 144ZM146 143V142H145ZM144 143V144H145ZM152 143V140L151 142ZM167 143V142H166ZM54 144V143H52ZM165 144V142H164ZM172 144V143H171ZM179 144V143H178ZM180 144V146H182ZM225 144V143H224ZM41 145V146H42ZM213 145V147H211ZM226 145V146H227ZM36 146V144H35ZM34 146V147H35ZM155 146V145H154ZM160 147V146H159ZM166 147V145H165ZM169 147V146H168ZM228 147V146H227ZM231 147V146H229ZM141 145H138L136 147H134L133 152L130 155H127L126 160L124 161L125 163V167L123 168V179L124 182H128L129 179H131V176L133 177L132 173H133V164H134V158L136 153L141 149ZM151 148V147H149ZM163 148V147H162ZM178 148V147H177ZM176 148V149H177ZM191 148V149H190ZM218 148V147H217ZM223 148V147H222ZM225 148V147H224ZM56 149V146H55ZM172 150V148H170ZM190 149V150H189ZM216 149V147H215ZM168 150V149H166ZM229 150V149H228ZM114 151V150H113ZM132 151V150H131ZM176 153H179L178 149L175 150ZM217 151V150H216ZM225 151V149L223 150ZM231 151V150H230ZM233 151V152H234ZM155 152V154L153 155H157L156 154V150L152 151ZM170 152V151H169ZM150 153V152H149ZM148 153V154H149ZM159 153V152H158ZM171 153V152H170ZM230 153V152H229ZM228 153V154H229ZM152 154V153H151ZM164 154V153H163ZM168 154V153H167ZM173 154V153H172ZM217 154H221L222 153H216ZM238 154V155H239ZM106 155V154H105ZM109 155V154H107ZM146 155V154H145ZM150 155V154H149ZM162 155V154H161ZM232 155V154H231ZM152 156V155H151ZM149 156V157H151ZM143 157V155H142ZM154 157V156H153ZM164 157V156H163ZM221 157H224V155H222ZM218 158V160L221 161V158ZM236 157V158H235ZM148 158V157H147ZM160 158V157H159ZM162 158V157H161ZM171 158V156L169 157ZM173 158V157H172ZM181 158V157H180ZM226 158V157H225ZM143 159V158H142ZM141 159V160H142ZM163 159V158H162ZM182 159V158H181ZM227 159V158H226ZM146 160V159H145ZM155 160V159H154ZM154 160L152 161V158L150 161H152V163H154ZM218 160L216 162H218ZM223 161H225V163H227L225 159H222ZM242 160V161H241ZM138 161V160H137ZM147 161V160H146ZM163 161V160H162ZM173 161V160H172ZM184 161V162H186ZM245 161V160H244ZM117 164L118 161L116 160ZM142 162V161H141ZM145 162V161H143ZM142 162V163H143ZM176 162V161H175ZM178 162V160H177ZM246 162V161H245ZM147 163V162H146ZM170 163V162H169ZM187 163V162H186ZM225 163L223 165H225ZM253 163V162H252ZM138 164V163H137ZM150 164V163H149ZM161 163H158V165ZM220 163H218V166H221ZM230 164V163H229ZM244 164V165H243ZM119 165V164H118ZM146 165V164H145ZM165 165V164H164ZM173 165V164H172ZM185 165V164H184ZM222 165V167H224ZM227 165V164H226ZM250 165V164H249ZM141 166V165H140ZM154 166H156V163L154 164ZM163 166V165H162ZM179 166V165H178ZM228 166V165H227ZM247 166V165H246ZM143 167V166H142ZM151 167V166H150ZM149 167V168H150ZM161 167V166H160ZM226 167V166H225ZM229 167V166H228ZM251 167V166H250ZM164 168V167H163ZM167 168V167H166ZM221 168V167H220ZM227 168V167H226ZM141 169V168H140ZM185 169V168H184ZM187 169V168H186ZM223 169V168H222ZM222 169H218L221 171V174H223L224 172H222ZM255 169V171H256ZM16 170V168H15ZM142 170V169H141ZM155 170V169H154ZM175 170V169H174ZM195 170V171H194ZM225 170V169H224ZM223 170V171H224ZM227 171L229 169H226ZM148 171V170H147ZM165 171V170H164ZM226 171V173H224L223 175L226 176L228 175V172ZM135 172V171H134ZM149 172V171H148ZM155 171H153L154 173ZM188 172V171H187ZM232 172V173H231ZM142 173V172H141ZM183 174V173H182ZM187 174V173H186ZM220 174V173H219ZM226 174V175H225ZM135 175V173H134ZM141 175V174H140ZM143 175V174H142ZM141 175V176H142ZM147 175V174H146ZM185 175V174H184ZM192 175V174H191ZM222 175V176H223ZM16 176V175H15ZM155 176V175H154ZM189 176V175H188ZM219 176V175H218ZM223 176V178H224ZM18 177V176H17ZM139 177V176H138ZM156 177V176H155ZM228 177V176H226ZM21 178V177H20ZM184 178V177H183ZM188 178V177H187ZM231 178V179H232ZM24 179V177L22 178ZM135 179V178H132ZM143 179V178H142ZM186 179V178H185ZM226 180V178H224ZM222 179L221 181L224 182L225 180ZM229 179V177H228ZM192 180V179H191ZM133 181V180H132ZM140 181V180H139ZM146 181V180H145ZM149 181H151L149 179ZM184 181V180H183ZM229 180H227L228 182ZM135 182V181H134ZM133 182V183H134ZM147 182V181H146ZM186 182V181H185ZM189 182V180H188ZM221 182V183H222ZM224 182V183H227ZM233 182H234V178H233ZM230 184V189L232 188L233 185L236 184ZM237 182V181H235ZM23 183V182H22ZM139 183V182H138ZM219 183V182H218ZM24 184V183H23ZM129 184V183H128ZM142 184V183H141ZM144 184V183H143ZM151 184V183H150ZM189 184V183H188ZM217 184V183H216ZM25 185V184H24ZM27 185V184H26ZM25 185V186H26ZM147 185V184H146ZM200 185V184H199ZM221 185H225V184H221ZM228 186H225L226 188ZM31 186V185H30ZM29 186V187H30ZM59 186V185H57ZM130 186V185H129ZM186 186V185H185ZM235 187V186H234ZM236 187V189H237ZM23 188V187H22ZM25 188V187H24ZM31 188V187H30ZM227 188V189H228ZM57 189V188H56ZM129 189V188H128ZM233 190L235 188H232ZM35 190V189H34ZM33 190V191H34ZM37 190V189H36ZM54 190V189H53ZM75 190V189H74ZM135 190V189H134ZM238 190V189H237ZM235 190V192L237 191ZM124 191V190H123ZM130 191V189H129ZM221 191V190H220ZM227 191V190H226ZM229 191V192H228ZM227 193L228 195L231 196L232 191L230 192V190H228ZM16 192V191H15ZM19 192V190H18ZM22 192V191H21ZM54 192V191H53ZM56 192V191H55ZM76 192V191H75ZM234 192V191H233ZM28 193V192H27ZM30 193V191H29ZM35 193V192H34ZM230 193V194H229ZM238 192H236L235 194H237ZM132 194V193H131ZM137 194V193H136ZM233 194V193H232ZM239 194V193H238ZM239 194L238 197L241 195ZM245 194V195H244ZM26 194H24L25 196ZM28 195V194H27ZM54 195V194H52ZM121 195V194H120ZM124 195V193H123ZM130 195V194H129ZM23 196V197H24ZM39 196V198H38ZM244 196L245 197L244 199ZM29 197V195H28ZM31 197V198H33ZM49 199V198H48ZM123 199V197L121 198ZM131 199V198H130ZM28 200V199H27ZM42 200V199H41ZM52 200V199H51ZM49 200V201H51ZM57 200V199H56ZM67 200V199H66ZM38 202V200H36ZM40 201V200H39ZM65 201V200H63ZM62 201V202H63ZM121 201V200H120ZM32 202V200H31ZM54 203V200L51 201V203ZM68 202V201H67ZM119 202V201H118ZM36 203V202H35ZM43 203V202H42ZM59 203V202H58ZM69 203V202H68ZM11 204H13V206H11ZM65 204V203H64ZM188 204V203H187ZM16 205V208L14 207ZM29 206H32L30 204H28ZM36 205V204H34ZM40 203L37 205L39 206ZM45 205V204H44ZM51 205H55L56 204H51ZM61 205H63L61 203ZM66 206V205H65ZM64 206V207H65ZM228 206V208H227ZM41 207V206H39ZM38 207V208H39ZM60 207V206H59ZM58 207V208H59ZM229 207H232L234 209V211H230ZM57 208V207H56ZM33 209H36L33 208ZM242 209H244L243 211H241ZM43 210H45V208H43ZM65 210V209H64ZM69 210V209H68ZM28 211V210H27ZM92 211V210H91ZM38 212V210H37ZM42 212V211H41ZM40 212V213H41ZM66 212V211H65ZM36 213V212H35ZM53 213V212H51ZM30 214V212H29ZM33 214V213H32ZM63 214V212H62ZM42 215V214H41ZM54 215V213H53ZM31 216V215H30ZM29 216V217H30ZM44 216V215H43ZM35 217V216H34ZM38 217V216H37ZM66 216L64 215V218ZM36 218V217H35ZM34 218V219H35ZM42 218V217H41ZM40 218V219H41ZM83 218V217H82ZM82 218H80L82 220ZM39 219V221H40ZM94 219V218H93ZM33 220V218H32ZM32 220L30 222H32ZM51 220V219H50ZM28 221V222H27ZM36 221V219L34 220ZM63 221V220H62ZM27 222V224H26ZM49 223V222H48ZM34 224V222H33ZM51 224V222H50ZM198 224V225H199ZM52 225V224H51ZM55 224H53L54 226ZM65 225V224H64ZM31 226V225H30ZM27 227V226H26ZM32 227V226H31ZM57 227V226H56ZM85 227V226H84ZM185 227V226H184ZM63 228V227H62ZM66 228V227H65ZM183 228V227H182ZM181 228V229H182ZM198 228V227H197ZM196 228V229H197ZM28 229V228H27ZM32 229V228H31ZM87 229V228H86ZM166 229V228H165ZM194 229V230H196ZM28 231H30L28 229ZM35 231V230H34ZM54 231V230H53ZM55 231L56 228H55ZM65 231V230H64ZM89 231V230H88ZM28 233V232H27ZM31 233V232H30ZM33 233V231H32ZM64 233V232H63ZM66 233V232H65ZM26 234V233H25ZM35 234V233H34ZM57 234V233H56ZM59 234V233H58ZM116 234V233H115ZM168 234V233H167ZM175 234V233H174ZM186 234H189V232L187 231ZM236 234L235 236H240L238 238H241L242 241H235V239L232 237V235ZM64 235V234H63ZM185 235V234H184ZM58 237V235H56ZM91 236V233H90ZM170 236V235H169ZM188 236V235H187ZM185 236V237H187ZM33 237V235H32ZM53 237V236H52ZM66 237V236H65ZM183 238V236H181ZM27 238V237H26ZM55 238V237H54ZM117 238V237H116ZM181 238V239H182ZM31 239H35V238H31ZM50 239V238H49ZM58 239V238H56ZM179 239V237H178ZM180 239V241H181ZM63 240V239H62ZM66 240V239H65ZM70 240V239H69ZM166 240V239H164ZM57 241V240H56ZM32 242V240H31ZM60 242V241H59ZM27 243V242H25ZM64 243V241H63ZM66 243V242H65ZM68 243H73L72 242H68ZM121 243V242H120ZM28 244V243H27ZM52 244V243H51ZM58 244V243H57ZM33 245V243H32ZM66 245V244H65ZM64 245V246H65ZM68 245V244H67ZM66 245V246H67ZM75 245V244H73ZM26 246V245H25ZM120 246V245H119ZM179 246V248H181ZM30 247H32L30 245ZM61 247V246H60ZM74 247V246H72ZM175 247V246H174ZM48 248V246H47ZM62 248V247H61ZM65 248V247H64ZM70 248V246H69ZM27 249V248H25ZM36 249V248H35ZM45 248H43L44 250ZM31 250V249H30ZM119 250V249H118ZM117 250V251H118ZM46 251V250H45ZM48 251V250H47ZM65 251V250H64ZM63 251V252H64ZM43 252V251H42ZM66 252L69 253V251ZM125 252V250H124ZM72 253V252H71ZM181 255H184L182 254ZM57 254V253H56ZM60 255V254H59ZM78 255V254H77ZM80 255V254H79ZM180 255V256H181ZM61 256V255H60ZM73 256V254H72ZM82 256V254H81ZM84 256V255H83ZM63 257V256H62ZM67 257V256H66ZM64 258V257H63ZM85 258V257H84ZM120 258V256H119ZM180 258V257H179ZM183 258V257H182ZM178 261H181V259ZM52 259V260H51ZM51 260V261H50ZM84 260V259H83ZM127 260V259H126ZM177 260V259H176ZM79 261V260H77ZM76 261V262H77ZM230 261L232 263H230ZM71 263V261H69ZM125 262V260L123 261ZM64 263V262H63ZM68 263V262H67ZM82 263V262H81ZM261 263V264H262ZM73 264V263H72ZM75 264V263H74ZM79 264V263H78ZM122 264V263H121Z\"/></svg>", "mask_w": 264, "mask_h": 264}]
</instances>
